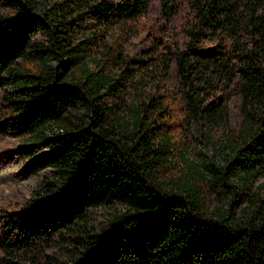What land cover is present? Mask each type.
<instances>
[{"label":"trees","instance_id":"1","mask_svg":"<svg viewBox=\"0 0 264 264\" xmlns=\"http://www.w3.org/2000/svg\"><path fill=\"white\" fill-rule=\"evenodd\" d=\"M152 1L0 0V135L51 170L0 209V264H264V0H156L148 23Z\"/></svg>","mask_w":264,"mask_h":264},{"label":"rangeland","instance_id":"2","mask_svg":"<svg viewBox=\"0 0 264 264\" xmlns=\"http://www.w3.org/2000/svg\"><path fill=\"white\" fill-rule=\"evenodd\" d=\"M157 3L153 0L150 4L147 13L148 23L152 20L156 23ZM169 28L175 27L174 31L161 38L167 46H175L174 44L180 43L183 40V34L178 26V19L173 18L169 22ZM146 30H141L138 35L130 37L125 45L130 52H138L148 45ZM38 39H43L41 34H37ZM176 71L174 65L171 64L169 79L163 81L165 84L171 85L175 83ZM147 90V88H146ZM107 101L110 99L107 97ZM238 95L233 93L227 101L229 123L233 129L238 126ZM218 134V132H217ZM24 141L19 137H14L8 132L0 135V209H10L20 205L33 195V191L40 185L43 176L49 175L51 170L46 168L31 172L27 175L21 174L20 170L25 161L24 154ZM186 158L195 161L200 159L201 156L215 157V149L210 145L199 142L198 137H189V145L185 150ZM179 166L183 167L184 160L176 159ZM160 181L166 182L164 177ZM223 202L210 199L207 203V208L212 209L216 205H221ZM125 206L120 202H112L110 204H103L89 209L90 222L95 228L102 226H110L115 216L124 211Z\"/></svg>","mask_w":264,"mask_h":264}]
</instances>
